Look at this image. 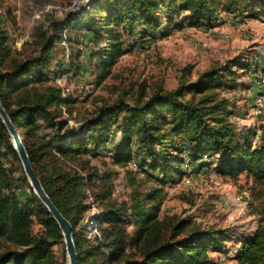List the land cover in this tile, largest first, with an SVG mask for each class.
I'll return each instance as SVG.
<instances>
[{
  "label": "trees",
  "instance_id": "16d2710c",
  "mask_svg": "<svg viewBox=\"0 0 264 264\" xmlns=\"http://www.w3.org/2000/svg\"><path fill=\"white\" fill-rule=\"evenodd\" d=\"M221 11L258 17L264 14V0H92L75 25L106 34L101 62L108 70L123 54L121 33L116 30L119 25L130 21L159 28L164 18L173 24L181 15L200 23ZM62 36V29L56 26L54 36L41 40L39 53L22 60L15 56L9 31L0 25V101L46 192L73 225L78 263L210 264L209 253L223 251L231 239L227 232L213 228L187 232L189 221L174 224L160 218V189L154 187L135 191L130 203L117 206L112 195L94 189L100 174L90 167L85 155L91 144L106 143L118 127L124 142L116 150L117 162L127 164L135 154L149 158L157 175H147L160 184L181 171L186 151L195 159L205 155L217 158V170L224 176L246 174L255 182H264V142L255 144L253 131L240 133L227 119L229 100L212 93L224 81H237L239 75L231 69L234 62L208 70L196 83L179 90L159 91L143 103L102 106L86 124L71 126L62 109L69 100L60 87L47 82L45 72L56 40ZM175 136L189 141L183 148L172 145L170 138ZM136 145L137 150L133 148ZM66 162L76 164L83 173ZM18 163L22 165L0 117V240L15 243L0 256V264H66V256L58 262L52 251L64 240L62 231L31 188L24 169L22 178L15 176ZM18 181L30 186L33 208L21 203ZM89 188L101 208L97 216L100 232L91 237L82 226L91 209L87 204ZM34 217L45 227L41 235L32 233ZM234 258L239 264H264V222L241 239Z\"/></svg>",
  "mask_w": 264,
  "mask_h": 264
},
{
  "label": "rangeland",
  "instance_id": "374dc122",
  "mask_svg": "<svg viewBox=\"0 0 264 264\" xmlns=\"http://www.w3.org/2000/svg\"><path fill=\"white\" fill-rule=\"evenodd\" d=\"M91 1L0 0V25L9 31L10 44L19 59L35 57L41 40L54 36L56 26L62 29L63 36L56 40L52 61L45 72L47 82L60 87L69 100L62 109L63 118L71 126L86 124L102 106L143 103L159 91H176L194 84L208 70L233 61L231 69L238 73L237 81H224L212 93L218 99L229 100L227 119L240 133L253 131L254 143L264 142V107L260 115L255 113L257 101L264 97V14L250 17L221 11L200 23L185 20L187 16L181 15L173 24L162 15L164 20L159 28L126 22L125 26L116 27L121 33L123 54L105 70L101 59L106 34L75 25L79 13L88 10ZM189 96L187 93L186 97ZM188 141L185 136L170 138L172 145L181 148ZM123 142L122 130L115 127L106 143L88 147L85 158L100 174L94 180V189L112 195L117 206L130 203L135 191L160 189V218L174 224L189 221L187 232L193 228L227 232L231 239L226 241L223 251L209 253L210 264H239L234 256L241 239L264 222V182H255L246 174L224 176L217 170V158L205 155L195 159L186 151L181 171L160 184L147 175H157L149 158L135 154L127 164L117 162L116 150ZM133 148L137 150L139 145ZM66 166L80 171L72 162H66ZM15 176L23 177L19 163ZM17 185L21 203L33 208L31 185L24 181ZM87 193L91 209L82 226L91 237L100 232L97 216L101 208L92 197V188ZM33 220V235L43 234L44 225L35 217ZM14 245L10 240H0V256ZM52 251L57 261L63 262L67 254L65 241H58Z\"/></svg>",
  "mask_w": 264,
  "mask_h": 264
},
{
  "label": "water",
  "instance_id": "95a60500",
  "mask_svg": "<svg viewBox=\"0 0 264 264\" xmlns=\"http://www.w3.org/2000/svg\"><path fill=\"white\" fill-rule=\"evenodd\" d=\"M0 117L6 125L8 132L12 138L13 145L18 152L19 158L21 160L24 172L27 176V179L35 192V194L39 197L41 202L46 206L48 211L52 214L56 222L58 223L66 244V264H79L78 263V252L76 243L74 240V228L72 223L68 218L64 216V214L59 210V208L55 205L51 197L46 192L44 185L38 174L36 173L33 164L30 160V156L28 150L22 139L20 134L18 133L15 125L13 124L10 115L3 107L0 101Z\"/></svg>",
  "mask_w": 264,
  "mask_h": 264
},
{
  "label": "built area",
  "instance_id": "2783aa9c",
  "mask_svg": "<svg viewBox=\"0 0 264 264\" xmlns=\"http://www.w3.org/2000/svg\"><path fill=\"white\" fill-rule=\"evenodd\" d=\"M263 80H262V84H263ZM258 102V107L256 108L255 110V113L257 115H260L262 113V109L264 107V97H260L259 100L257 101Z\"/></svg>",
  "mask_w": 264,
  "mask_h": 264
},
{
  "label": "crops",
  "instance_id": "0c3cea01",
  "mask_svg": "<svg viewBox=\"0 0 264 264\" xmlns=\"http://www.w3.org/2000/svg\"><path fill=\"white\" fill-rule=\"evenodd\" d=\"M256 92V91H255Z\"/></svg>",
  "mask_w": 264,
  "mask_h": 264
}]
</instances>
